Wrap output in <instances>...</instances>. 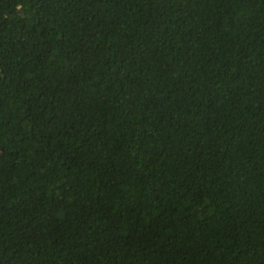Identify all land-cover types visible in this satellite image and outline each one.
<instances>
[{
	"label": "trees",
	"instance_id": "16d2710c",
	"mask_svg": "<svg viewBox=\"0 0 264 264\" xmlns=\"http://www.w3.org/2000/svg\"><path fill=\"white\" fill-rule=\"evenodd\" d=\"M0 264H264V0H0Z\"/></svg>",
	"mask_w": 264,
	"mask_h": 264
}]
</instances>
